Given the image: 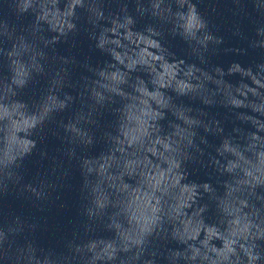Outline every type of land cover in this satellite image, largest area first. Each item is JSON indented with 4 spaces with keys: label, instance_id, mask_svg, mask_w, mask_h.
I'll return each instance as SVG.
<instances>
[{
    "label": "clouds",
    "instance_id": "1",
    "mask_svg": "<svg viewBox=\"0 0 264 264\" xmlns=\"http://www.w3.org/2000/svg\"><path fill=\"white\" fill-rule=\"evenodd\" d=\"M199 2L0 0V264H264V0H229L230 31L247 47L222 50L261 59L226 69L210 64L225 39ZM82 28L103 63L58 54ZM49 136L60 143L51 154ZM34 155L40 170L26 179ZM74 168L81 219L45 244L37 213L61 200ZM10 199L35 212L6 209Z\"/></svg>",
    "mask_w": 264,
    "mask_h": 264
}]
</instances>
